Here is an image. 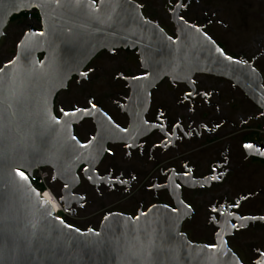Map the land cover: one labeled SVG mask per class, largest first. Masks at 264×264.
Segmentation results:
<instances>
[{"label":"water","instance_id":"95a60500","mask_svg":"<svg viewBox=\"0 0 264 264\" xmlns=\"http://www.w3.org/2000/svg\"><path fill=\"white\" fill-rule=\"evenodd\" d=\"M32 11L39 13L43 30L26 33L15 58L0 71V264H243L224 239L216 247L191 243L181 232L189 214L165 206L137 219L112 214L98 232L74 231L54 215L32 176L49 167L54 180L76 184L89 149L99 146L92 156L99 162L108 143L128 135L99 107L62 119L55 115L57 95L100 52L138 50L148 74L130 81L129 105L143 112L163 79L189 82L208 74L233 82L264 115L263 79L253 64L226 60L203 29L180 19L177 10V38L169 39L132 0H0V41L14 15ZM86 118L98 127L88 146L73 129Z\"/></svg>","mask_w":264,"mask_h":264},{"label":"flooded vegetation","instance_id":"af4514ba","mask_svg":"<svg viewBox=\"0 0 264 264\" xmlns=\"http://www.w3.org/2000/svg\"><path fill=\"white\" fill-rule=\"evenodd\" d=\"M92 1L98 4L100 0ZM132 1L172 39L177 38L172 21L177 10L179 18L202 28L227 56L253 64L264 86V68L260 67L264 63V0H258L263 30L253 45L235 55L214 37L216 28L225 22L219 18L224 10H214L212 0ZM12 28L23 33L19 43L29 31L43 30L38 12L14 15L0 47L11 42ZM147 74L137 49L104 50L57 95L58 119L65 113L99 107L128 133L123 142L108 143L99 162L92 159L99 146L89 149L87 161L77 170L76 184L54 180L53 170L43 167L50 175L52 193L62 201L59 217L80 231L98 232L112 214L137 219L154 207L165 206L189 214L181 232L191 243L216 247L224 239L243 264H259L264 260L260 255L264 220L244 217L264 216L262 109L233 82L196 74L189 82L163 79L152 89L143 112L142 107L129 105L130 81ZM73 129L84 146L91 145L98 133L93 118ZM246 144L253 147L245 148ZM36 177L34 172L32 179Z\"/></svg>","mask_w":264,"mask_h":264},{"label":"rangeland","instance_id":"374dc122","mask_svg":"<svg viewBox=\"0 0 264 264\" xmlns=\"http://www.w3.org/2000/svg\"><path fill=\"white\" fill-rule=\"evenodd\" d=\"M212 2L214 10H224L223 13L219 12V18L225 22V26H218V29L216 28L214 31V37L226 51L235 55L253 45L263 30L259 1L212 0ZM10 32L13 35L11 42L9 44L2 43L0 47V67L15 58L16 46L23 34L22 31H17L15 28L10 29ZM260 67L264 68V63Z\"/></svg>","mask_w":264,"mask_h":264},{"label":"snow or ice","instance_id":"6c2138e0","mask_svg":"<svg viewBox=\"0 0 264 264\" xmlns=\"http://www.w3.org/2000/svg\"><path fill=\"white\" fill-rule=\"evenodd\" d=\"M180 18L183 20V16H181ZM191 27H195V25H191ZM197 30H199V29H197ZM40 35H43V33H40ZM169 39H171V37H169ZM209 39H210V38H209ZM217 51H220V54H221L222 56H224V58H225L226 60L232 61V62H234V63H240L239 60H235V61H233V58H232L231 56H227V55H225L224 52H223L222 50L217 49ZM0 71H2V69H0ZM84 75H87V73H84ZM78 111H80V110H78ZM68 114H69V113H65V115H68ZM56 122L59 123V121H56ZM129 147H131V146L129 145ZM244 147L250 149V148H252L253 146L250 145V144H246V145H244ZM257 151L259 152L260 150L257 149ZM261 154L264 155V153H261ZM17 175H19L20 178L23 179V180H25V181L28 180V177L25 176L24 173L21 172V171H19V170H17ZM89 179H91V177H89ZM213 179H215V177H213ZM177 187H179V185H177ZM45 195H47V194H45ZM46 202H47V201H46ZM233 206H234V207H239L238 204H235V205H233ZM173 210L175 211V209H173ZM213 211H217V209H213ZM244 219H248V220H255V219L264 220V216H261V217H244ZM61 223H63V221H61ZM65 227H69V228H71L72 226L66 224ZM233 227H235V225H233ZM74 231L79 232L80 230H79V229H74ZM89 231H92V230L89 229ZM96 235L99 236V233H96ZM260 255H261V256H264V252H261ZM259 264H264V260L260 261Z\"/></svg>","mask_w":264,"mask_h":264},{"label":"built area","instance_id":"2783aa9c","mask_svg":"<svg viewBox=\"0 0 264 264\" xmlns=\"http://www.w3.org/2000/svg\"><path fill=\"white\" fill-rule=\"evenodd\" d=\"M36 180L39 186H41L42 188H44L43 191H40L41 196L43 197L46 193H50L53 197L54 194L52 193L50 186L48 184L49 182V173L43 169V168H38L36 171ZM56 198V197H55ZM63 210H61L60 212H56L54 215L55 216H59V214L62 212Z\"/></svg>","mask_w":264,"mask_h":264},{"label":"bare ground","instance_id":"6f19581e","mask_svg":"<svg viewBox=\"0 0 264 264\" xmlns=\"http://www.w3.org/2000/svg\"><path fill=\"white\" fill-rule=\"evenodd\" d=\"M42 198L46 199L49 203H51L52 207L54 208V214L56 212H60L63 210L62 206L59 204L58 200L53 197L50 193H46Z\"/></svg>","mask_w":264,"mask_h":264},{"label":"trees","instance_id":"16d2710c","mask_svg":"<svg viewBox=\"0 0 264 264\" xmlns=\"http://www.w3.org/2000/svg\"><path fill=\"white\" fill-rule=\"evenodd\" d=\"M32 183H33V186H34L37 190H39V191H43V190H44V188H42L41 186L38 185L36 179H35V180L32 179Z\"/></svg>","mask_w":264,"mask_h":264}]
</instances>
